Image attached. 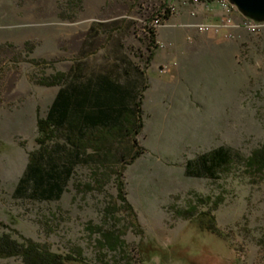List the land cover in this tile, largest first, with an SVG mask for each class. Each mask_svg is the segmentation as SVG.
Returning <instances> with one entry per match:
<instances>
[{
    "label": "rangeland",
    "instance_id": "374dc122",
    "mask_svg": "<svg viewBox=\"0 0 264 264\" xmlns=\"http://www.w3.org/2000/svg\"><path fill=\"white\" fill-rule=\"evenodd\" d=\"M169 2L0 0V237L31 241L67 264H264V173L245 165L264 144V28L197 35L203 43L192 45L184 74H144L141 131L103 134L107 144L82 152L59 197L20 185L33 153L68 143L38 130L68 48L93 34L125 40L145 65L160 46L143 24ZM232 18L242 19L235 9ZM219 148L231 162L216 178L187 174L188 162ZM205 212L218 235L200 229ZM110 231L121 241L116 251L97 243Z\"/></svg>",
    "mask_w": 264,
    "mask_h": 264
},
{
    "label": "trees",
    "instance_id": "16d2710c",
    "mask_svg": "<svg viewBox=\"0 0 264 264\" xmlns=\"http://www.w3.org/2000/svg\"><path fill=\"white\" fill-rule=\"evenodd\" d=\"M150 45L153 37L150 38ZM48 86L60 89L48 109L45 119L38 122L40 134L57 132L65 136L68 143L56 144L52 151L40 150L30 156L21 187L30 188L32 196L45 199L59 197L63 192L66 177L70 176L74 164L83 161L82 152L90 145L97 151L106 143L103 134L131 133L137 135L142 129L141 100L144 88V74H57ZM100 135L92 140V135ZM47 136V135H46ZM48 137V136H47ZM38 142L42 145L44 142ZM132 151V148L130 149ZM129 151V152H130ZM63 155V164L55 154ZM89 156L103 159L101 154ZM68 154V155H67ZM133 154L132 159L138 157ZM230 151L219 148L201 156L195 162H188L186 172L197 177L216 178L219 169L230 164ZM246 168L257 174L264 173V144L247 159ZM120 189V198L125 199ZM198 225L204 232L218 235L214 218L203 213ZM101 247L116 251L120 238L113 231L103 232L97 241ZM21 257L26 264H67L69 258L50 254L31 241L22 243L10 236L0 237V258Z\"/></svg>",
    "mask_w": 264,
    "mask_h": 264
},
{
    "label": "crops",
    "instance_id": "0c3cea01",
    "mask_svg": "<svg viewBox=\"0 0 264 264\" xmlns=\"http://www.w3.org/2000/svg\"><path fill=\"white\" fill-rule=\"evenodd\" d=\"M220 15L221 9L217 4L181 7L177 13L168 15L166 26L153 36L152 47L160 46L159 50L145 65L140 51L135 53L127 41L115 42L107 37L98 40L97 34H93L78 47L68 48L65 54L69 53L70 60L61 62L56 74H184L185 65L191 64L192 45H201L203 40L194 39L197 36L195 31L183 26L213 23ZM162 68L167 69L162 71Z\"/></svg>",
    "mask_w": 264,
    "mask_h": 264
},
{
    "label": "built area",
    "instance_id": "2783aa9c",
    "mask_svg": "<svg viewBox=\"0 0 264 264\" xmlns=\"http://www.w3.org/2000/svg\"><path fill=\"white\" fill-rule=\"evenodd\" d=\"M166 5V9L161 10L156 16L151 18L149 23H144V28L147 34L154 36L156 32L165 27V20L168 15L178 12L179 7H193L200 4H217L221 9V15L217 21L213 23H196L184 25L183 27L193 29L198 36H204L210 33L215 35L223 34L226 38H234L235 34L239 31H245L251 34L258 33L264 28V24L255 23L246 19H241L236 22L232 18L234 8L228 3L227 0H171ZM149 36V37H150ZM192 41L193 38H188Z\"/></svg>",
    "mask_w": 264,
    "mask_h": 264
},
{
    "label": "water",
    "instance_id": "95a60500",
    "mask_svg": "<svg viewBox=\"0 0 264 264\" xmlns=\"http://www.w3.org/2000/svg\"><path fill=\"white\" fill-rule=\"evenodd\" d=\"M246 20L264 24V0H227Z\"/></svg>",
    "mask_w": 264,
    "mask_h": 264
}]
</instances>
